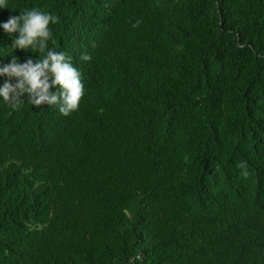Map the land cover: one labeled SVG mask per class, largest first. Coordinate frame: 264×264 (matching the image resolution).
<instances>
[{"label":"trees","instance_id":"1","mask_svg":"<svg viewBox=\"0 0 264 264\" xmlns=\"http://www.w3.org/2000/svg\"><path fill=\"white\" fill-rule=\"evenodd\" d=\"M32 7L84 95L0 101V264H264V0H9L0 21ZM9 43L0 63L41 57Z\"/></svg>","mask_w":264,"mask_h":264},{"label":"clouds","instance_id":"2","mask_svg":"<svg viewBox=\"0 0 264 264\" xmlns=\"http://www.w3.org/2000/svg\"><path fill=\"white\" fill-rule=\"evenodd\" d=\"M8 5L9 0H0V10L8 9ZM57 22L58 17L52 12L36 7L25 8L0 21V30L10 38V49L41 53L39 59L30 55L21 60L11 55L6 63H0V101L13 111L19 110L25 101L34 108L55 106L62 115L78 108L84 95L81 71L64 51L49 47L50 42L55 43L49 25ZM90 59L87 53L80 56L82 61Z\"/></svg>","mask_w":264,"mask_h":264}]
</instances>
